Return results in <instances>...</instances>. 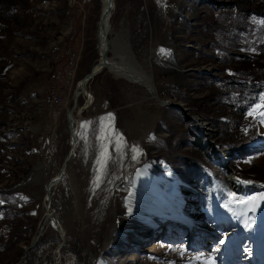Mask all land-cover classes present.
<instances>
[{"label": "rangeland", "instance_id": "obj_1", "mask_svg": "<svg viewBox=\"0 0 264 264\" xmlns=\"http://www.w3.org/2000/svg\"><path fill=\"white\" fill-rule=\"evenodd\" d=\"M116 5L111 36L151 69L159 100L107 69L89 83L52 189L61 234L44 197L72 148L79 82L100 60L102 4L0 0V264H257L247 218L264 190L235 189L227 171L264 186V0Z\"/></svg>", "mask_w": 264, "mask_h": 264}, {"label": "bare ground", "instance_id": "obj_2", "mask_svg": "<svg viewBox=\"0 0 264 264\" xmlns=\"http://www.w3.org/2000/svg\"><path fill=\"white\" fill-rule=\"evenodd\" d=\"M107 1L108 0H100V2L102 4V11L107 6ZM112 4H113L112 12H111L110 16L107 18L106 24H105V28H104L106 30V32H107V36L106 37L111 40V45L110 46H107V41H106L105 38L102 39V40H99L100 39L99 38L100 37L99 34H100V30H101L100 29L101 28V25L99 24L98 48L97 49H98L99 54L101 53L100 55H102L104 52H106V54H107V62H108V64H106V66L102 69V71L105 70V69H107L111 73H113L117 78H123V79L129 81L132 84L139 85L147 93L151 94L152 95V98H155V99H158L159 100L158 89H157V87L155 85V82H154V79H153V74L151 72V69L150 70L146 69L145 68V65H143L141 62L139 63L137 61L136 55L130 51V48L128 47V41L125 38L121 39L120 35H118V37L117 36L116 37H114V36L112 37L111 36V34L113 33L111 19L113 17L114 11H115L116 6H117L116 5L117 4V0H113V3ZM102 11H101V13H102ZM100 17H101V14H100ZM101 42L104 43V46H102ZM105 48H107V49H105ZM116 48H117V51L118 52L116 51ZM114 51L117 52V53H115L114 56H110V54L112 52H114ZM100 61H102V58L101 57H100L99 62ZM99 67H100V64L96 66V69H98ZM80 91H81V80L79 82V88H78V91H77V94L78 95H79ZM83 95L85 96L86 102L77 111V115L75 117V120H76L75 121V127L73 128L75 130H74L73 134L71 135V139H70L71 146L73 148L76 146V139H75V142H74V135L77 138V135H78V126H80V119H81L80 114H78V112L83 107H85L87 104L90 105L93 102V97H92V94L91 93H90V95H91V99L90 100L88 99V94H83ZM167 102H169V101H161V103L163 105H168ZM201 124L204 127V123H201ZM207 127H205V129H208ZM217 158L222 159L218 155H217ZM227 173H228V177H229V180H230L232 186L235 189L239 190V191H242V190L243 191H250V190H260V189H263L264 190V186H260L259 185L262 188H257V185H254V184L253 185L252 184L246 185L248 182L243 181V180L236 179L235 178L236 175H235V172L234 171L228 170ZM34 174H35V170L31 173V176H29V178L31 179L34 176ZM59 175H60V173L58 175H56V176H59ZM56 176H54V177H56ZM260 184H262V183H260ZM44 198L46 200L45 201V205H46V203H48V200H49L46 192H45V197ZM50 201H51V203H50V209L49 210L51 211L52 195L50 197ZM254 209H255L257 215H250L247 218L248 219L247 221L250 223V227H251V230H252V237L256 240V243H257V254H256L254 260H257V264H264V262H263V258H264V243L262 241L263 240V237H264V198L261 200V202H260V204H259V206L257 208L254 206ZM45 211H46V207H45ZM258 211L260 212V216H258ZM180 212H181L180 206L173 205V207H171V213H173L175 215L173 217L174 221H176L177 224H180V223H183L184 224L185 223V225H186V227H185L186 233H189L190 232L191 238H194V235H196L198 233V230L195 229L196 228L195 227L196 225H194L193 221H191V220H186L185 221L182 218V216L179 215V214H181ZM46 218H47L46 222L51 219V218H48V217H46ZM56 219L58 220L57 217H56ZM59 225H61V229H59V231L62 234L63 233L62 232L63 231V226L60 223V221H59ZM179 230H180V228H179ZM169 232H171V231L169 230L168 232H166V236L167 235L169 236L168 238L178 239V237L176 236L177 234H172L171 233V235H169ZM36 242L37 241H35V238H34V240H33L32 243L35 244ZM32 245L30 247H32ZM157 245L158 244H155L152 249H155ZM206 245H208V244L205 243L203 246H206ZM30 247H26V249L28 250ZM59 254L60 253H58V255ZM193 257H194V255H192L191 258H193ZM194 258L197 259L198 257H194ZM57 259H58V256H57ZM202 259H203V264H208V262L211 259V257H209L207 260H205L204 258H202ZM255 264H256V261H255Z\"/></svg>", "mask_w": 264, "mask_h": 264}, {"label": "water", "instance_id": "obj_3", "mask_svg": "<svg viewBox=\"0 0 264 264\" xmlns=\"http://www.w3.org/2000/svg\"><path fill=\"white\" fill-rule=\"evenodd\" d=\"M113 0H108L107 1V6L105 7V9L102 11L101 13V17H100V25H101V30H100V34H99V40H102V39H106L107 41V46H110L111 45V40L109 38H107V32L106 30L104 29L105 28V24H106V20L107 18L110 16L111 12H112V7H113ZM102 46H104V43L101 42ZM107 49V48H105ZM101 54V53H100ZM100 57L102 58V61L98 62L96 64L99 65L100 64V67L98 69H96V66L93 67L88 73H86L82 79H81V94H88V99L90 100L91 99V95H90V90H89V83L93 80V78L102 71V69L106 66V64H108L107 62V54L106 52H104L102 55H100ZM89 91V92H88ZM92 94V93H91ZM92 97L94 99V96L92 94ZM86 102V100H85ZM168 105L170 104L171 106H175L174 103H171V102H167ZM85 104V103H84ZM92 104V103H91ZM90 104V105H91ZM90 105H86L85 107H83L79 112L78 114H80V117L82 116V112L84 110H86ZM177 107H180L179 105H176ZM82 118V117H81ZM191 118V117H189ZM193 118V117H192ZM80 123H81V119H80ZM79 128L80 126H78V133H79ZM75 139H76V136L74 135V142H75ZM73 142V143H74ZM75 144V143H74ZM212 145V148L213 150L217 151L218 153H221L216 147H214V143H211ZM74 148H70L69 151H68V154L67 156L65 157L64 159V162H63V166L61 168V171H60V175L59 176H56L54 178H52L51 180L48 181L47 183V186H46V194L49 198L48 200V203H46L45 207H46V211H45V215L46 217L48 218H51V220H53L54 224L56 225L57 229H61V225H59V221L56 219L55 215L53 212H51L49 209H50V197L52 195V189L53 187L60 181L62 180L65 175H66V172H67V163H68V160L72 157L73 153H74ZM224 159H226V157H224ZM236 179L238 180H242L240 179L238 176H235ZM32 179V178H31ZM27 182L30 181V178H28L26 180ZM244 181V180H243ZM248 182V181H247ZM56 183V184H55ZM249 183V182H248ZM251 183H260V182H251ZM44 229V224L41 225L40 227V232H38V234H36L35 236V241L38 240V238L40 237V233L41 231Z\"/></svg>", "mask_w": 264, "mask_h": 264}, {"label": "built area", "instance_id": "obj_4", "mask_svg": "<svg viewBox=\"0 0 264 264\" xmlns=\"http://www.w3.org/2000/svg\"><path fill=\"white\" fill-rule=\"evenodd\" d=\"M49 103L51 104H59L64 100V95L62 93H56V92H52L49 97Z\"/></svg>", "mask_w": 264, "mask_h": 264}, {"label": "snow or ice", "instance_id": "obj_5", "mask_svg": "<svg viewBox=\"0 0 264 264\" xmlns=\"http://www.w3.org/2000/svg\"><path fill=\"white\" fill-rule=\"evenodd\" d=\"M160 2V0H158V3ZM161 52L163 53V52H165V50L164 49H161ZM262 99H264V97H262ZM259 107H264V104H261V105H257V108H259ZM254 111H255V109H254ZM261 115H264V113H260ZM111 115V114H110ZM249 115H251V113H249ZM105 118H101V120L103 121ZM82 127H83V125H82ZM209 264H214V261H212L211 259L209 260Z\"/></svg>", "mask_w": 264, "mask_h": 264}, {"label": "trees", "instance_id": "obj_6", "mask_svg": "<svg viewBox=\"0 0 264 264\" xmlns=\"http://www.w3.org/2000/svg\"><path fill=\"white\" fill-rule=\"evenodd\" d=\"M253 11H255V10H253Z\"/></svg>", "mask_w": 264, "mask_h": 264}]
</instances>
